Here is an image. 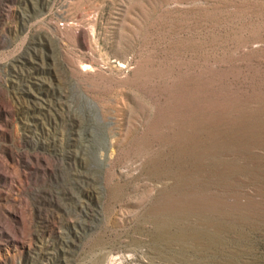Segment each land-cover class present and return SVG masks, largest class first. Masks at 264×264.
Returning <instances> with one entry per match:
<instances>
[{
    "label": "rangeland",
    "instance_id": "374dc122",
    "mask_svg": "<svg viewBox=\"0 0 264 264\" xmlns=\"http://www.w3.org/2000/svg\"><path fill=\"white\" fill-rule=\"evenodd\" d=\"M0 264H264V0H0Z\"/></svg>",
    "mask_w": 264,
    "mask_h": 264
},
{
    "label": "bare ground",
    "instance_id": "6f19581e",
    "mask_svg": "<svg viewBox=\"0 0 264 264\" xmlns=\"http://www.w3.org/2000/svg\"><path fill=\"white\" fill-rule=\"evenodd\" d=\"M90 68H91V67H90ZM90 68H89V69H90ZM87 69H88V68H87ZM87 69H86V70H87ZM86 70H85V71H86Z\"/></svg>",
    "mask_w": 264,
    "mask_h": 264
}]
</instances>
